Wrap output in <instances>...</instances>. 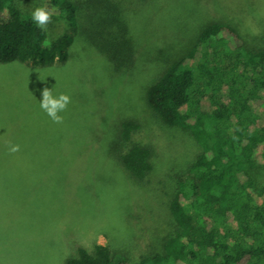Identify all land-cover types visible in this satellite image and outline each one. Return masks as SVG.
I'll return each mask as SVG.
<instances>
[{
  "label": "rangeland",
  "instance_id": "374dc122",
  "mask_svg": "<svg viewBox=\"0 0 264 264\" xmlns=\"http://www.w3.org/2000/svg\"><path fill=\"white\" fill-rule=\"evenodd\" d=\"M22 1L28 10L45 6V0ZM83 1L84 14L91 11L83 31L60 17L47 25L55 34H73L66 61L0 62V264H63L93 242L132 263L157 251L172 228L173 178L198 146L151 112L148 86L211 21L231 22L264 43V0H116L114 13L127 24L134 58L115 71L88 37L104 18ZM44 87L71 98L61 124L40 107ZM123 118L139 124L131 140L151 148L152 168L142 180L110 151ZM9 143L20 150L10 153ZM258 178L264 180V168Z\"/></svg>",
  "mask_w": 264,
  "mask_h": 264
},
{
  "label": "trees",
  "instance_id": "16d2710c",
  "mask_svg": "<svg viewBox=\"0 0 264 264\" xmlns=\"http://www.w3.org/2000/svg\"><path fill=\"white\" fill-rule=\"evenodd\" d=\"M86 1L104 18L88 37L115 71L127 69L134 45L127 24L114 13L116 0ZM44 2L73 30L83 31L91 18V11L84 14L83 0ZM32 11L22 0H0L1 63L44 66L67 60L73 34L41 30ZM261 38L249 40L235 24L211 21L146 90L151 112L186 131L198 146L173 178L172 228L159 249L132 263L107 244L93 242L77 247L63 264H264V180L258 178L264 168ZM138 127L133 118L121 119L110 151L132 178L142 180L152 168V152L131 140Z\"/></svg>",
  "mask_w": 264,
  "mask_h": 264
},
{
  "label": "clouds",
  "instance_id": "9594fccd",
  "mask_svg": "<svg viewBox=\"0 0 264 264\" xmlns=\"http://www.w3.org/2000/svg\"><path fill=\"white\" fill-rule=\"evenodd\" d=\"M53 14V10L48 7L39 6L32 11L31 15L36 26L41 30H46ZM70 102L71 98L68 94L53 95V92L48 87H44L41 91L40 107L56 124L63 123V116L60 113L67 109ZM8 150L10 153H16L20 150V145L9 143Z\"/></svg>",
  "mask_w": 264,
  "mask_h": 264
}]
</instances>
